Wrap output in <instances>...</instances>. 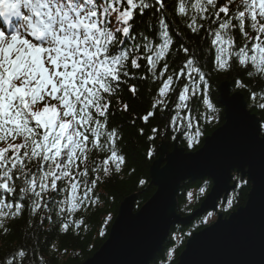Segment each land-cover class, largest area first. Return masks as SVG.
Segmentation results:
<instances>
[{
  "label": "snow or ice",
  "instance_id": "snow-or-ice-1",
  "mask_svg": "<svg viewBox=\"0 0 264 264\" xmlns=\"http://www.w3.org/2000/svg\"><path fill=\"white\" fill-rule=\"evenodd\" d=\"M172 7L193 35L203 30L212 38L214 70L239 67L264 80V0H176ZM168 8L167 0H0V18L7 25L0 27V230L5 235V219L21 218L25 209L28 226L37 230L48 223L67 233L84 225L77 213L99 203L98 185L126 163L112 105L115 100L120 111L129 112L120 97L125 90L138 95V84L130 81L159 82L140 117L145 124L170 113L169 93L176 94L175 115L169 114L166 124L173 132L184 129L190 148L202 134L192 105L204 106L207 122L216 119L200 62L203 50L176 44ZM145 15L154 17L151 28L137 25V17ZM173 50L184 56L179 68L169 64ZM139 131L142 135L143 128ZM158 131L153 127L149 139ZM232 207L230 199L225 211ZM27 256L21 247L4 264H24Z\"/></svg>",
  "mask_w": 264,
  "mask_h": 264
},
{
  "label": "trees",
  "instance_id": "trees-1",
  "mask_svg": "<svg viewBox=\"0 0 264 264\" xmlns=\"http://www.w3.org/2000/svg\"><path fill=\"white\" fill-rule=\"evenodd\" d=\"M175 2L176 0H167L169 5L167 20L171 25L170 33L175 34L174 39L177 45L184 43L194 51L203 50L200 62L208 78L209 86L206 91L216 110L214 113L216 119L210 123L207 122L202 118V114L206 111L204 106L202 104L192 105L193 116L199 121L198 126L202 134L199 137V142L190 148L184 135V129L173 132L172 127L166 124L169 114L175 115V103H178L176 94L169 93L170 113L164 112V118L158 114L157 118L150 119L149 123L145 124L140 117L146 114L159 82L130 81V83L138 84V95L132 97L125 90L120 97L122 102L129 104V112L120 111V105L115 100L112 105L114 112L112 123L118 125L122 130L121 148L126 156V163L119 174H114L98 185L95 194L100 198L99 203L77 213V218H82L85 222L84 225L79 230L70 229L67 233L58 231L56 226L48 223L37 230L35 227L28 226L29 209H25L21 218L5 219V226L9 229L7 235L0 230V264H4V259L21 247H24L28 253L24 264H83L91 259L108 240L113 223L118 217L124 201L136 195L135 212H138L155 194L156 187L152 185L151 169L161 157L162 147L165 145L172 152L177 144L179 148H184L188 152H196L203 147L205 138L211 136L225 124V114L224 109L220 106L219 94V87L223 83L231 84L233 93L240 92L245 96L248 109L261 120L264 133V108L261 107V104H264V80L256 75L247 76L245 70L239 67L229 71L214 70L215 48L211 45L212 38L205 37L203 30L199 35H193L186 28L184 20L174 11L172 5ZM153 20L154 17L151 15L137 17V25L143 27L146 22L151 28ZM183 60V54L173 50L170 54L169 64L179 68ZM238 81L242 82L244 86H241ZM181 114L184 115L185 112ZM153 127L158 128L159 131L155 133V139L150 140L149 136L152 135ZM141 128H143L142 135L139 131ZM191 131L194 132L195 128ZM150 151L151 156H149ZM97 160H100L99 155ZM235 179L239 181L238 188L228 198V200H233V207L225 211L227 202L219 203V213H223L225 217L244 207L251 191V183L247 179L242 180L238 175H235ZM201 188L205 189L203 193L200 192ZM211 188L212 183L208 179L183 183L177 199V212L182 216L193 213L199 208ZM189 193L192 194L191 199H189ZM109 216L111 220L106 222V217ZM212 217L216 218L217 214L210 212L195 219L186 227H173L163 250L152 264H177L180 255L185 250L187 240L194 233L208 227L209 222L213 220ZM41 256L43 260L40 259Z\"/></svg>",
  "mask_w": 264,
  "mask_h": 264
},
{
  "label": "water",
  "instance_id": "water-1",
  "mask_svg": "<svg viewBox=\"0 0 264 264\" xmlns=\"http://www.w3.org/2000/svg\"><path fill=\"white\" fill-rule=\"evenodd\" d=\"M225 124L205 138L203 147L188 152L167 146L151 169L153 197L135 212L137 196L121 205L108 240L83 264H152L163 250L171 229L188 226L207 213L217 220L194 233L177 264H264V133L261 120L248 109L245 96L231 84L219 87ZM235 175L251 183L244 207L228 217L219 213L238 188ZM210 180L212 188L188 216L177 212L186 181Z\"/></svg>",
  "mask_w": 264,
  "mask_h": 264
},
{
  "label": "rangeland",
  "instance_id": "rangeland-1",
  "mask_svg": "<svg viewBox=\"0 0 264 264\" xmlns=\"http://www.w3.org/2000/svg\"><path fill=\"white\" fill-rule=\"evenodd\" d=\"M0 27H3V28H7V25H5L4 24V21H3V19L2 18H0ZM168 150V149H167ZM169 151V150H168ZM170 152V151H169ZM160 159V158H159ZM187 182V181H186ZM212 219H213V217H212ZM216 220H217V217L216 218H214L213 220H211L210 222H209V226L211 225V224H213L214 222H216Z\"/></svg>",
  "mask_w": 264,
  "mask_h": 264
}]
</instances>
